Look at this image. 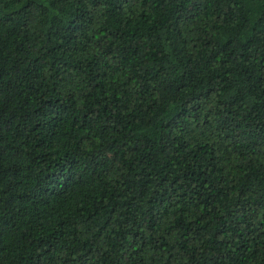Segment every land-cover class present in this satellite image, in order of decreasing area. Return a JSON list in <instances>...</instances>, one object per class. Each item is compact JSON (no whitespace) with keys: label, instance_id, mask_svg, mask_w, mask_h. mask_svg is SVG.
Returning <instances> with one entry per match:
<instances>
[{"label":"trees","instance_id":"obj_1","mask_svg":"<svg viewBox=\"0 0 264 264\" xmlns=\"http://www.w3.org/2000/svg\"><path fill=\"white\" fill-rule=\"evenodd\" d=\"M0 264H264V0H0Z\"/></svg>","mask_w":264,"mask_h":264}]
</instances>
